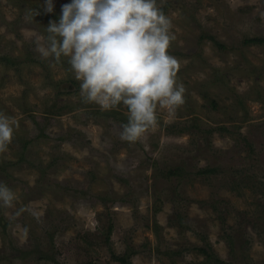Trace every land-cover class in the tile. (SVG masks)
Listing matches in <instances>:
<instances>
[{"label": "rangeland", "instance_id": "rangeland-1", "mask_svg": "<svg viewBox=\"0 0 264 264\" xmlns=\"http://www.w3.org/2000/svg\"><path fill=\"white\" fill-rule=\"evenodd\" d=\"M68 2L0 0V264H264V0H157L185 103L136 142L38 50Z\"/></svg>", "mask_w": 264, "mask_h": 264}, {"label": "clouds", "instance_id": "clouds-1", "mask_svg": "<svg viewBox=\"0 0 264 264\" xmlns=\"http://www.w3.org/2000/svg\"><path fill=\"white\" fill-rule=\"evenodd\" d=\"M53 8V0H44L46 13ZM171 29L157 0H70L58 21L46 26L49 43L38 50L43 57L68 58L84 102L104 110L123 105L128 119L120 138L136 142L156 125L158 108L174 114L185 103L179 62L168 52ZM15 126L0 113V153L12 143ZM13 199L0 182V202Z\"/></svg>", "mask_w": 264, "mask_h": 264}, {"label": "trees", "instance_id": "trees-1", "mask_svg": "<svg viewBox=\"0 0 264 264\" xmlns=\"http://www.w3.org/2000/svg\"><path fill=\"white\" fill-rule=\"evenodd\" d=\"M210 39H213L214 40V37H210ZM215 42L218 43L217 40ZM245 42H247V43H261V44H264V39L261 38V37H253V38L245 39ZM218 45H219V47H222L223 46L220 43ZM115 258L118 259V261L122 262L123 264H125L127 262V259L125 257L115 256Z\"/></svg>", "mask_w": 264, "mask_h": 264}]
</instances>
